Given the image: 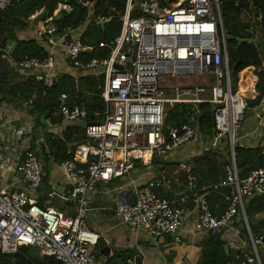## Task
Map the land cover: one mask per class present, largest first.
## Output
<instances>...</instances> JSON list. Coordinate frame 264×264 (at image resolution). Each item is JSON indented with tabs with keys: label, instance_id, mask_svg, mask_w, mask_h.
Instances as JSON below:
<instances>
[{
	"label": "built area",
	"instance_id": "built-area-1",
	"mask_svg": "<svg viewBox=\"0 0 264 264\" xmlns=\"http://www.w3.org/2000/svg\"><path fill=\"white\" fill-rule=\"evenodd\" d=\"M11 0H0V12ZM72 6L58 0L51 15L34 28L35 39L46 48L43 59L25 57L15 65L19 73H32L36 82L51 89L60 78L55 71L56 57L71 68L74 81L85 77H103L100 98L104 104L102 119L85 126V140L78 144L70 160L60 164L68 197L76 202V213L67 215L53 207L39 206L25 191L0 190V253L13 255L20 247H32L41 257L54 258L61 264H96L99 235L88 229L85 196L99 184L128 176L136 164L150 165L173 155L197 137V107H214V138L226 137L229 145L225 179L209 189L229 191L226 210L214 215L206 197L196 201L195 231L198 234L228 229L241 216L245 222L244 201L264 196V148L262 165L239 178L235 163V133L244 121L248 91L234 92L228 61L225 33L218 0H126L120 17L119 34L110 42L96 46L80 41L82 29H65L58 33L53 20L69 14ZM45 8L28 18L33 22L47 15ZM98 24V23H97ZM249 40L257 35L253 27L245 30ZM106 51L104 57H91ZM237 75L241 79L240 74ZM170 76L194 82H182L173 89V97L158 85V77ZM45 93H43V96ZM70 96L60 93L58 114L65 122L87 119L82 103L69 104ZM31 104V102H29ZM177 105L191 108L189 121L168 127L167 112ZM12 164L11 156L0 152V171ZM186 169L185 165H180ZM19 182L30 190L42 188V170L35 155L25 151L15 164ZM169 182L164 174L134 189V202L113 208L116 218L130 230H141L158 239L176 234L186 215L188 195L166 200L156 189ZM207 192L206 189H202ZM248 241H230L226 249L245 251L243 264H261L264 253L261 237ZM135 264V263H132Z\"/></svg>",
	"mask_w": 264,
	"mask_h": 264
},
{
	"label": "trees",
	"instance_id": "trees-1",
	"mask_svg": "<svg viewBox=\"0 0 264 264\" xmlns=\"http://www.w3.org/2000/svg\"><path fill=\"white\" fill-rule=\"evenodd\" d=\"M58 0H11L6 10L0 12V95L13 107H23L26 104L28 114L37 120L43 116L52 124L60 117L54 116L57 111V98L60 93L70 96L69 104L82 103L87 110L86 124H97L102 119L104 110L100 93L103 88V77H85L75 82L70 77H61L51 89H45L36 82L32 73H19L15 65L25 57L43 59L46 56L45 47L34 40L19 39V34L27 28V19L45 8L47 15H40L41 20H46L51 15L53 7ZM68 2L73 10L69 14L62 13L53 20L58 33L65 29L85 28L81 32L80 41L85 45L96 46L99 42L110 43L120 31V17L124 14L126 0H61ZM227 36L233 37L226 41L227 54L231 73L235 77L238 88L245 82L246 87L242 92L251 89V95L246 97L247 111L256 109L264 99V58L258 47L239 43L238 40L248 39L245 30L253 27L256 33L264 39V0H218ZM250 5L257 11L258 27L252 24ZM249 15V21L243 19ZM101 21H104L101 24ZM98 23V24H97ZM259 38V48H262ZM15 44V48L6 55V48ZM106 51H96L91 57H104ZM246 73V81L238 79L237 75ZM248 78V79H247ZM243 87V86H242ZM43 93L45 95L43 96ZM31 102V104H29ZM197 135L207 139L214 137V107L202 104L197 107ZM191 108L188 105H177L170 109L164 120V129L177 126L189 121ZM78 134L75 139L77 144L85 140L82 129L71 130L72 135ZM70 136H65V141H49L47 148L41 149L45 162L54 161L61 164L72 158L74 147H67ZM34 151L31 149L30 152ZM235 163L239 178H245L249 172L262 165L261 149H249L235 146ZM228 157V155H227ZM228 164L222 155L214 150H207L191 160L188 172L183 175L185 184L191 183L192 192L196 197L205 194L203 187L221 183L225 179L224 167ZM188 182V183H187ZM229 195L227 190L218 191ZM189 193V191H188ZM214 194V193H213ZM187 196V194H184ZM183 195V196H184ZM189 198V195H188ZM208 200V198L206 197ZM168 200V199H166ZM42 207V206H41ZM244 212L248 222L250 234L253 238L261 237L264 242V196L249 197L244 205ZM69 215V214H67ZM219 216V215H217ZM221 232H208L198 244L199 257L196 264H243L246 251H232L226 249V244L221 239ZM239 233L242 239L248 241L247 230L241 222ZM260 251V250H259ZM259 252L261 264H264V253ZM125 252L115 253L106 264H116L115 260H124ZM0 264H61L54 258L41 257L38 250L32 247H20L13 255L0 253Z\"/></svg>",
	"mask_w": 264,
	"mask_h": 264
},
{
	"label": "crops",
	"instance_id": "crops-1",
	"mask_svg": "<svg viewBox=\"0 0 264 264\" xmlns=\"http://www.w3.org/2000/svg\"><path fill=\"white\" fill-rule=\"evenodd\" d=\"M42 22L43 20H41L40 16L35 18L33 22L27 19V28L24 32L19 34V39L34 40L42 45L41 41L35 39L34 35V28L39 27ZM84 28L85 26H82L81 29L83 30ZM14 48L15 44H10L5 50V56H8ZM56 59V73L59 75L61 74L60 78L64 76L70 77L69 73L71 68L69 65L58 56ZM24 107H27V105L23 104L21 108L13 107L2 95H0V152L12 158V164L4 171H0V190L25 191L39 206H54L58 211L74 215V212L66 208V203L61 202L62 198L68 197V186L62 178L60 164H54L52 160L45 162L42 158L41 149L44 147L45 153L49 154L50 151L46 146L49 138V142H64L65 136L67 135L70 136L67 147L70 148L73 146L75 148L78 144L72 141H75L78 134L75 132L72 135L71 130L75 128L82 129V133H84L85 136L87 119L83 121L77 120L72 123L65 122L59 116L57 109L54 116L60 117V120L52 124L43 116L37 120L35 116L28 114ZM254 110L251 111L254 112ZM252 114L251 120L253 124L247 132L235 138L236 146L249 149L259 148L262 150L264 148V110H262L260 114ZM213 140L215 141V145L205 149V151L214 150L218 155H224L223 151L227 149V155H229V145L226 137H222L221 139H215L213 137ZM193 142L194 141L191 143ZM191 143L187 144L188 147L186 149L180 148L167 158L158 159L156 161L152 160L151 164L145 167L137 163L128 176L123 179L111 181L108 184H99L93 192L85 196L87 210V218L85 219L88 220V222L85 221V223L89 230L99 235V240L103 242L104 246L110 248V256L107 258V261H109L115 253L125 252V261L122 262V260L118 259L115 260L116 264H132L135 263L137 257L140 258L141 264H196L199 257L198 244L206 234L201 235L195 231V203L199 196H195L191 190V183L187 182L188 184H185V179L183 177V175L189 171L188 167L191 165V160L200 155L199 152L196 153L199 148H195ZM216 145H219V148H217ZM31 149H34L32 153L35 157L38 156L42 160L44 166V170L41 167L42 188L38 191L30 190L25 184L20 183L18 181L19 175L15 172V164L20 156L25 151H30ZM182 164L186 166V169L183 170L180 168ZM50 168L52 176L46 188V192H43V189H45L43 182ZM161 174L167 176L169 182L156 189V194L158 196L168 200H174L187 194L189 198L186 203V215L179 231L174 235H165L155 239L141 230H130L125 223L114 216L113 208L118 204L133 203L134 189L149 181H157L158 176ZM210 186L211 185L203 187L207 190L204 196L208 198L207 201L211 212L214 215H221L227 208L229 195L222 194L218 191H228V189L219 188L212 190L209 189ZM246 200L244 201V205ZM74 203L77 205L76 202ZM241 222L244 224L246 230L250 232V230L247 229V224L243 221L241 216H239L228 229L222 230L221 239L225 244L230 241H245L241 238L239 233ZM248 250L247 248L245 251L248 252ZM98 257L99 255L96 248V264H101L99 263Z\"/></svg>",
	"mask_w": 264,
	"mask_h": 264
},
{
	"label": "rangeland",
	"instance_id": "rangeland-1",
	"mask_svg": "<svg viewBox=\"0 0 264 264\" xmlns=\"http://www.w3.org/2000/svg\"><path fill=\"white\" fill-rule=\"evenodd\" d=\"M243 19L246 20V21H249V15L245 14ZM261 43H262L261 56L264 58V39L263 38H261ZM240 77H241V80L246 81V73L243 72L242 74H240ZM184 81L185 80H182L180 78H174V77H170V76H167V77L160 76V77H158V85L166 90V92L168 93V95H167L168 97H173V89H174V87L180 86L182 84V82H184ZM185 82H194V81L192 79H189V80H187ZM231 84H232V90L234 92H240L241 94H242V90H244V88L246 87V84H245V85H243V87L241 86L240 89H239L238 88V84H237V82L235 80V77L233 75H231ZM249 96H250V94L249 95L247 94L246 97H249ZM252 116H253V114L244 118V121L241 123V127L235 133V138H237L240 134H243V133L247 132V130H249L250 126L253 124L252 120H251ZM219 141H221V140H219ZM191 144L193 146H195V148L196 147L199 148L198 150L196 149L197 150L196 153L199 152V154H201V153H203L205 151V149L211 147L212 145H215V141L213 139H207V138H203V137H200V136L197 135V137L195 138L194 142L191 143ZM187 147H188V145H185L181 149H186ZM216 147L219 148V145H216ZM223 153H224V155H222V157H224V159L226 160L227 159V149L224 150ZM36 159H37L38 163L40 164V167H42V169L44 170V166L42 164V160L38 156L36 157ZM156 160H158V158L157 157H153V161H156ZM51 176H52V171H51V168H50L49 169V173L47 174V176H46V178L44 179V182H43V185L45 187V189H43V192L44 191L46 192V188L49 185ZM51 198H53V197H51ZM61 202L62 203H66V206H67L66 208L69 209V211L74 212V214L76 213L75 212L76 211V205L71 199H69V197L62 198ZM86 215H85V218H87ZM85 218H84V221L88 222V220L85 219ZM260 254L263 255L262 252H260Z\"/></svg>",
	"mask_w": 264,
	"mask_h": 264
},
{
	"label": "water",
	"instance_id": "water-1",
	"mask_svg": "<svg viewBox=\"0 0 264 264\" xmlns=\"http://www.w3.org/2000/svg\"><path fill=\"white\" fill-rule=\"evenodd\" d=\"M48 1H52V0H48ZM250 11H251V18H252V24H253V26L254 27H258L259 19L257 17V11L253 7V5H250ZM103 22L104 21H101V24H103ZM222 23H223V20H222ZM223 30H224V26H223ZM224 33H225V30H224ZM256 34L257 35L252 40L244 39V40H238V42L239 43H247V44L249 43V44H252V45L258 47L259 50H261L259 48V46H260L259 45V38H260V36H259L258 33H256ZM232 38L233 37L227 36L226 33H225V42L227 40H231ZM233 72H234V67L231 69V73H233ZM243 85H245V82L242 83L241 86H243ZM262 110H264V99H263L262 103L254 110V112H252V111H246L245 117L250 116L252 113L260 114ZM200 198L201 197H199V199ZM244 216H245V214H244ZM245 223L247 224L246 225L247 226V229H249L248 223H247V220H246V216H245ZM96 248H97L98 255H99V257H98L99 263L106 264L107 263V258L110 256V251H111L110 248L109 247H105L104 244H103V242L101 240L98 241V244H97V247ZM135 263L136 264H141V261H140V258L139 257H137L135 259Z\"/></svg>",
	"mask_w": 264,
	"mask_h": 264
},
{
	"label": "bare ground",
	"instance_id": "bare-ground-1",
	"mask_svg": "<svg viewBox=\"0 0 264 264\" xmlns=\"http://www.w3.org/2000/svg\"><path fill=\"white\" fill-rule=\"evenodd\" d=\"M246 91H248V90H246Z\"/></svg>",
	"mask_w": 264,
	"mask_h": 264
}]
</instances>
